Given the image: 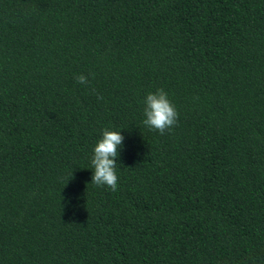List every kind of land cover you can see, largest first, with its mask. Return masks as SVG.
<instances>
[{
    "label": "trees",
    "instance_id": "16d2710c",
    "mask_svg": "<svg viewBox=\"0 0 264 264\" xmlns=\"http://www.w3.org/2000/svg\"><path fill=\"white\" fill-rule=\"evenodd\" d=\"M0 264H264V0H0Z\"/></svg>",
    "mask_w": 264,
    "mask_h": 264
},
{
    "label": "clouds",
    "instance_id": "9594fccd",
    "mask_svg": "<svg viewBox=\"0 0 264 264\" xmlns=\"http://www.w3.org/2000/svg\"><path fill=\"white\" fill-rule=\"evenodd\" d=\"M76 81L82 85L89 83L88 78L82 74L76 77ZM100 98L102 99V97ZM144 105L145 119L143 120V124L150 131L164 135L177 125V109L163 89L149 92L144 98ZM123 140L124 137L120 131L108 129L102 131L101 139L93 148V155L90 162L93 169L91 183L98 187H107L111 191L117 190V158Z\"/></svg>",
    "mask_w": 264,
    "mask_h": 264
}]
</instances>
